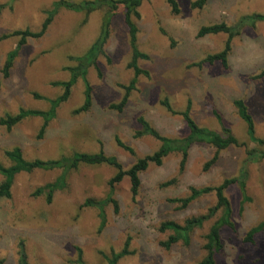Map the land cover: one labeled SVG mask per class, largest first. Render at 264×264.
<instances>
[{"label":"rangeland","instance_id":"obj_1","mask_svg":"<svg viewBox=\"0 0 264 264\" xmlns=\"http://www.w3.org/2000/svg\"><path fill=\"white\" fill-rule=\"evenodd\" d=\"M58 0H0V39L14 31L39 32ZM70 2L94 0H68ZM197 0H176L180 13L173 14L167 0H145L137 20L139 49L149 56L139 66L150 73L140 76L122 112L119 105L134 77L128 69L131 60L128 28L122 13L113 17L105 55L98 60V71L91 67L87 80L92 88L88 112L75 115L84 103L85 85L81 79L73 86L70 98L57 110L42 139L41 118H29L10 131L0 125V164L10 166L6 151L19 147L26 160H57L74 153L95 154L101 145L128 170L138 159L156 152L161 143L150 136L136 138L139 117H144L162 136L172 139L188 135V127L179 113L189 102L190 114L202 128L221 132L214 116L218 113L226 127L245 146L220 153L217 163L205 170L215 149L195 144L189 151L185 170L179 174L180 153H172L161 166L150 165L140 174L141 188L134 199L130 181L125 177L115 186L114 198L119 211L106 207L107 223L99 232V211L83 208L87 199L103 200L109 193V181L116 171L109 166H81L68 175L67 188L56 192L51 204L45 196L33 197L39 187L55 181L60 170H36L16 176L11 198L0 199V261L20 264L24 250L28 264H77L82 251L84 264H108L105 257L121 252L130 239L132 255L118 264H199L206 256V236L222 216V210L196 228L189 245L178 243L171 249L161 244L171 232H161V224L208 216L217 204L215 194L197 198L187 207L175 203L186 199L191 188L217 187L239 175L248 150L257 149L247 136V125L238 116L235 100H243L255 123L256 136L264 139V78L255 79L264 69V22H249L239 28L232 41L229 68L220 63H204L208 55L221 52L227 34L199 38L201 28L225 23L238 28L239 22L254 14H264V0H208L202 9L192 8ZM105 11L91 14L61 10L40 39H29L21 48L9 76L3 68L18 37L0 40V120L21 109L47 111L48 100L62 95L54 83L69 81L67 70L77 63L72 58L84 55L101 32ZM84 21H86L84 24ZM38 94L43 99H36ZM167 100L176 115L163 105ZM131 147L133 154L117 145L116 139ZM246 192L249 202L242 205L237 185L226 190L233 227L221 231L223 249L218 264H264V231L248 240L251 229L264 222V160L251 162ZM176 179L171 186L163 184ZM0 175V184L3 182Z\"/></svg>","mask_w":264,"mask_h":264},{"label":"trees","instance_id":"obj_2","mask_svg":"<svg viewBox=\"0 0 264 264\" xmlns=\"http://www.w3.org/2000/svg\"><path fill=\"white\" fill-rule=\"evenodd\" d=\"M144 1L145 0H94L70 2L68 0H58L53 4L51 9L45 11L47 18L44 21L39 32L35 33L27 29L24 31H14L13 33L3 35L0 40H5L11 37L19 38V42L16 48L7 56L3 68L4 76L8 77L21 48L27 44L29 39L42 38L61 10L81 13L86 15V17H89L95 12L105 11V17L101 27V32L93 42V44L90 46L89 50L84 55L71 59L75 61L77 65L73 68L67 69L71 73L70 80L53 84L56 87H61L63 89V93L61 96L54 100H48L50 104L49 110L38 111L21 109L16 115H7L6 117L2 118L0 120V125L4 126L7 130L10 131L12 128L26 119L41 118L43 120V125L39 131L38 139H42L48 125L52 120L56 118L58 108L63 103L69 100L72 88L79 79H81L85 85L84 103L81 107L74 111V114L77 115L80 113L88 112L92 105V88L87 80V73L91 67H94L101 76V72L98 66V60L101 56L105 55V46L110 37V27L112 24V20L113 17L118 13L123 14L124 22L128 28L131 60L128 63L127 67L134 73V77L131 80L130 84L128 86H123V89H125L126 92L123 101L119 105L111 106L112 109L117 110L118 112H122L124 106L128 101L131 91L135 90L136 88L139 77L150 76V73L147 70L139 66L140 61L149 60V56L139 49L138 44L139 29L137 26V20L141 18L139 9ZM167 2L170 5L173 14L178 15L180 13V10L176 0H167ZM207 2L208 0H197L192 3V8L202 9L207 4ZM3 8L4 6H1L0 10ZM85 22L86 21H84V24H86ZM249 22H264V14H254L252 16L243 18L239 22L238 28L229 27L225 23L214 24L201 28L198 34L199 38L205 37L207 35L227 34L228 40L226 41L225 47L221 52L208 55L197 66H201L204 63H209L210 65H213L214 63H220L223 68L228 69L229 56L232 52V41L234 37L240 34L239 28L245 26ZM263 78L264 69L259 75L255 77V79L261 80ZM34 97L36 99H43L38 94H34ZM163 105L172 114H178L173 111L171 105L167 100L163 102ZM190 106L191 103L189 102L187 109L184 112L179 113V115L183 117L189 130L188 135L180 139H172L162 136L154 127L151 126V124L144 117L138 118L140 129L136 132L135 137L141 138L144 136H150L159 141L161 143V146L153 154L138 159L128 170L124 169L123 165L116 157L107 155L102 145L99 152L95 154L77 152L71 156H63L60 159L48 161L41 159H35L32 161L26 160L22 150L19 147H15L10 151H6L5 156L10 161L11 165L6 167L0 164V175L4 179L0 184V199L11 198V189L13 187L15 178L21 173H32L36 170H60L61 174L55 181L39 187L32 194L33 197L45 196L46 202L48 204H51L55 193L63 191L67 188V179L70 172L78 170L81 166H109L112 167L116 171V173L109 181V193L107 197L103 200L87 199L80 207L81 209L95 208L99 211V232H101L105 228L107 223L105 212L106 207L112 205L115 213H118L119 211L118 201L114 198V190L115 186L122 182L125 177L129 178L131 194L135 199L138 196L141 188L140 174L145 172L152 164L161 166L163 164V160L172 153H180L182 156L179 166V174H182L186 167L189 151L195 144H204L215 149V153L212 159L206 164L205 170H208V168L218 162L221 152L233 147L245 146L238 141V139L234 136L232 130L224 125L221 116L215 111L214 116L221 126V132L212 131L200 127L191 117ZM234 106L237 109L238 116L247 125V136L249 141L256 144L258 148L255 150H248L247 160L243 163V166L237 177L226 179L221 185L217 187H206L201 189L191 188V195L188 198L173 200V202L175 203H181L182 207L185 208L199 197L209 194H215L217 204L209 211L208 216L187 220L183 225L178 224L174 221H168L161 224L160 226L161 232L172 233L168 240L161 244L165 249L169 250L174 245H177L180 242L185 245H189L192 232L196 228L202 227L205 220L213 217L215 213L222 210L223 213L221 218L213 224L206 236L207 242L204 246L206 256L199 264H218L216 261V256L223 249L221 231L226 226L233 227V223L231 222L232 210L230 202L225 194L226 190L233 185H237L243 198L242 205L246 202H249L250 198L248 197L246 192L248 172L245 167H247V164L251 162L264 160V139L257 138L254 119L250 114L246 103L243 100L239 99L234 101ZM116 142L120 148L124 149L130 154L134 153L131 147L125 145L118 138L116 139ZM176 182L177 180L173 179L163 184V187L171 186ZM262 231H264V222L250 230L248 234V240H252L257 233H260ZM129 247L130 239L126 241L125 246L121 252H112L111 257H105L107 263L118 264L119 261L123 258L132 255ZM77 251L78 260L76 263L84 264L82 260L81 249L77 248ZM0 264H3V261H0ZM20 264H28L24 250H22L20 253Z\"/></svg>","mask_w":264,"mask_h":264}]
</instances>
